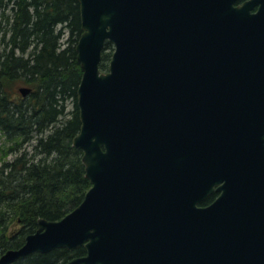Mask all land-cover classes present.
<instances>
[{"label":"water","instance_id":"water-1","mask_svg":"<svg viewBox=\"0 0 264 264\" xmlns=\"http://www.w3.org/2000/svg\"><path fill=\"white\" fill-rule=\"evenodd\" d=\"M78 1L73 144L91 187L0 264L80 246L66 264L264 253V0Z\"/></svg>","mask_w":264,"mask_h":264},{"label":"trees","instance_id":"trees-1","mask_svg":"<svg viewBox=\"0 0 264 264\" xmlns=\"http://www.w3.org/2000/svg\"><path fill=\"white\" fill-rule=\"evenodd\" d=\"M82 32L78 0H0V255L22 246L40 218L64 217L91 187L83 151L73 145ZM112 50L108 42L102 70ZM24 85L32 89L27 96L19 92ZM84 254V246L57 248L14 264H66Z\"/></svg>","mask_w":264,"mask_h":264},{"label":"flooded vegetation","instance_id":"flooded-vegetation-1","mask_svg":"<svg viewBox=\"0 0 264 264\" xmlns=\"http://www.w3.org/2000/svg\"><path fill=\"white\" fill-rule=\"evenodd\" d=\"M217 193L211 195L212 202ZM225 264H264V253H226Z\"/></svg>","mask_w":264,"mask_h":264},{"label":"rangeland","instance_id":"rangeland-1","mask_svg":"<svg viewBox=\"0 0 264 264\" xmlns=\"http://www.w3.org/2000/svg\"><path fill=\"white\" fill-rule=\"evenodd\" d=\"M66 35L67 34H65V35H63L62 37H61V39H60V41L62 42V43H64L65 42V40H66ZM113 51V50H112ZM20 92V91H19ZM21 93V92H20ZM73 106H74V102H72V100H70L69 101V103H68V109H72L73 108ZM2 139H1V143H2ZM32 149V147L30 146L29 148H28V150L30 151ZM11 157H13V155L12 156H9V158H11ZM18 226V225H17Z\"/></svg>","mask_w":264,"mask_h":264}]
</instances>
